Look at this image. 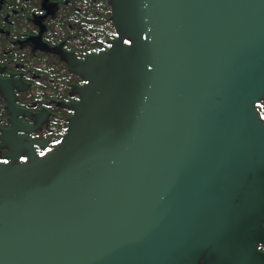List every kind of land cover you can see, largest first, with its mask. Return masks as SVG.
<instances>
[{
    "label": "water",
    "instance_id": "1",
    "mask_svg": "<svg viewBox=\"0 0 264 264\" xmlns=\"http://www.w3.org/2000/svg\"><path fill=\"white\" fill-rule=\"evenodd\" d=\"M112 4L123 36L73 60L89 83L68 133L42 157L0 163V264L251 253L240 230L264 202V0Z\"/></svg>",
    "mask_w": 264,
    "mask_h": 264
},
{
    "label": "flooded vegetation",
    "instance_id": "2",
    "mask_svg": "<svg viewBox=\"0 0 264 264\" xmlns=\"http://www.w3.org/2000/svg\"><path fill=\"white\" fill-rule=\"evenodd\" d=\"M112 14L110 0H0V163L47 153L65 134L89 83L73 60L120 39ZM255 109L264 126V98ZM257 207L240 230L250 235L251 253L233 255L228 264H264V202ZM198 264L219 263L210 254Z\"/></svg>",
    "mask_w": 264,
    "mask_h": 264
},
{
    "label": "rangeland",
    "instance_id": "3",
    "mask_svg": "<svg viewBox=\"0 0 264 264\" xmlns=\"http://www.w3.org/2000/svg\"><path fill=\"white\" fill-rule=\"evenodd\" d=\"M200 261V260H199Z\"/></svg>",
    "mask_w": 264,
    "mask_h": 264
}]
</instances>
